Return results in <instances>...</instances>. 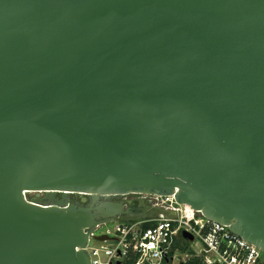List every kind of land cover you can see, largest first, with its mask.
<instances>
[{
  "label": "water",
  "instance_id": "1",
  "mask_svg": "<svg viewBox=\"0 0 264 264\" xmlns=\"http://www.w3.org/2000/svg\"><path fill=\"white\" fill-rule=\"evenodd\" d=\"M130 194L264 254V0H0V264H91Z\"/></svg>",
  "mask_w": 264,
  "mask_h": 264
},
{
  "label": "built area",
  "instance_id": "2",
  "mask_svg": "<svg viewBox=\"0 0 264 264\" xmlns=\"http://www.w3.org/2000/svg\"><path fill=\"white\" fill-rule=\"evenodd\" d=\"M166 213L99 224L87 250L91 264H264L259 247L174 195H145ZM185 234L192 237H186ZM106 235V240L97 237Z\"/></svg>",
  "mask_w": 264,
  "mask_h": 264
},
{
  "label": "flooded vegetation",
  "instance_id": "3",
  "mask_svg": "<svg viewBox=\"0 0 264 264\" xmlns=\"http://www.w3.org/2000/svg\"><path fill=\"white\" fill-rule=\"evenodd\" d=\"M33 196L34 197H44L45 193H42L40 195H38V193H34ZM72 197L75 201L79 200V198L76 196H72ZM117 200L124 202L126 209L131 208V209H137L138 210L139 208H141L142 204L151 206L149 199L145 195H141V194L124 195V196L119 197ZM139 212H140V210H139ZM141 213H142V211H141ZM97 226H96V228H97Z\"/></svg>",
  "mask_w": 264,
  "mask_h": 264
},
{
  "label": "rangeland",
  "instance_id": "4",
  "mask_svg": "<svg viewBox=\"0 0 264 264\" xmlns=\"http://www.w3.org/2000/svg\"><path fill=\"white\" fill-rule=\"evenodd\" d=\"M34 193H35V192H31V193H29V194H28V198H32V197H34V196H33ZM72 198H73V197H72Z\"/></svg>",
  "mask_w": 264,
  "mask_h": 264
}]
</instances>
